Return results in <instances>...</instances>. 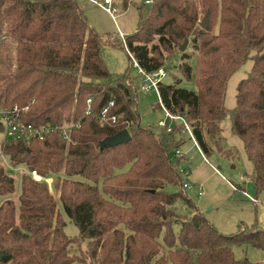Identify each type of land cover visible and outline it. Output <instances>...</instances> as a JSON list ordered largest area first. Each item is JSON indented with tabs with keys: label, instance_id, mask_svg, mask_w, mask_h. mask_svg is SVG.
<instances>
[{
	"label": "trees",
	"instance_id": "obj_1",
	"mask_svg": "<svg viewBox=\"0 0 264 264\" xmlns=\"http://www.w3.org/2000/svg\"><path fill=\"white\" fill-rule=\"evenodd\" d=\"M147 1L150 9L140 15L136 33L119 39L129 60L147 73H169L179 52L181 74L194 76L196 84V91L181 87V80L159 84L160 107L174 117L166 121L171 130L159 126V134L141 125L134 80L128 71L109 72L103 39L77 0H0V110L25 126L61 130L43 141L8 139L0 122V153L13 168L28 171L15 203L8 199L15 179L0 164V201L6 198L0 205V264H251L237 260L233 248L264 250V231L247 226L224 235L185 191L166 189L184 184L177 134L189 130L206 156L213 147L223 152L221 123L230 115L253 165L252 181L264 190V0ZM130 2L122 0V7ZM186 41L190 47L182 53ZM248 60L252 68L229 111L228 80ZM124 129L131 135L127 144L101 149L105 138ZM33 171L55 177L57 197ZM57 199L78 236L65 233Z\"/></svg>",
	"mask_w": 264,
	"mask_h": 264
},
{
	"label": "rangeland",
	"instance_id": "obj_2",
	"mask_svg": "<svg viewBox=\"0 0 264 264\" xmlns=\"http://www.w3.org/2000/svg\"><path fill=\"white\" fill-rule=\"evenodd\" d=\"M77 2L87 16L90 26L103 39L102 58L109 72L113 76H119L128 71L130 77L134 80L141 125L145 128H151L156 134H159L162 130L159 127V122L167 121L166 110L160 107V97L155 89H141L144 83L139 75V69L135 65L136 62L133 60L134 58L129 60L127 47L123 46L121 41L119 42L122 37L125 38L136 33L140 15L146 16L148 14L150 9L149 1L131 0L128 7L124 9L122 0H116L114 17L99 5L102 4L101 0H77ZM140 7H142V10H139ZM109 39L118 40L119 44L114 45L110 43ZM189 47L188 45L187 49ZM189 51L192 52V49L190 48ZM178 53L175 55L173 62L168 65L170 66V72L166 73L161 82L170 85L181 80V87L196 91L194 76L191 80H187L179 70L182 61ZM168 56L165 54L166 58ZM170 59L172 60V58ZM252 63L251 60H248L228 80L225 106L229 111H232L236 106L237 85L251 70ZM190 64L194 70L193 74H195V57L190 60ZM168 124L174 127L180 125L178 121L174 122L173 120H169ZM221 128L224 151L221 152L217 147H213V152L209 156L203 154L196 141L191 138L189 130L188 132L182 131L181 134H177L176 138L182 140V144L176 150V154L180 158L178 167L180 170L188 172L181 174L183 183L190 185V188L185 193L204 214L206 219L224 235L237 234L247 226H255L264 231V206L262 205L264 202V190L258 191L252 181L251 176L254 168L247 158L243 141L232 131L230 115L222 121ZM2 139L3 136L0 135V141ZM227 150L231 151L232 154H227L225 152ZM0 164L15 179V191L8 199L18 203L22 190V175L28 171L23 166L13 168L8 158L1 153ZM47 179L51 182L48 183L50 191L57 197L58 194L52 186L55 177L52 176ZM166 189L174 193L181 191L182 186L181 188L180 186H167ZM197 190L202 191L201 196H199ZM5 199L0 201V205ZM57 206L66 223L65 233L73 238L78 236V227L65 215L62 204L58 199ZM179 210L181 214H186V208L180 206ZM173 230L177 235L178 226H174ZM72 248H75L76 255L79 257V246ZM233 252L237 260H248L251 264H264V250L242 246L234 247Z\"/></svg>",
	"mask_w": 264,
	"mask_h": 264
},
{
	"label": "built area",
	"instance_id": "obj_3",
	"mask_svg": "<svg viewBox=\"0 0 264 264\" xmlns=\"http://www.w3.org/2000/svg\"><path fill=\"white\" fill-rule=\"evenodd\" d=\"M102 4H99L107 13L112 15L114 17V14L116 13V8H115V2L116 0H101ZM123 39V37H122ZM124 41V39H123ZM137 68L139 69V75L142 77V82L144 83L142 85V90H147L150 88L155 89V91L158 92V86L161 83V80L164 76H166V70L164 68H161L157 70L156 72H151L147 73L143 71L141 68L138 67L137 63L135 64ZM113 105V103H111ZM14 111L17 110V108L13 109ZM108 109H104L100 119L101 120H106V114H107ZM167 117L174 119V117L170 116V114L167 113ZM111 120L113 122H120L121 118L120 117H112ZM0 122L5 125L6 127V138L12 139V138H22L26 141H30L32 139H36L39 141H43L49 136L50 134L60 130L57 126H53L51 124L43 125L40 127H34L32 125H23L21 123H18L16 120L13 119V116L8 114L7 112L0 110ZM159 126L161 128H166L167 123L165 121H160ZM188 128V127H187ZM168 130L170 131L171 129L168 127ZM61 131V130H60ZM62 136L64 138H68V130L67 129H62ZM182 173L186 174L188 173L187 171L182 170ZM32 176L35 177L36 179L39 180H44L47 183H51L49 179L45 178H40L37 171H33ZM190 188L189 184L184 183L182 185V190L186 191ZM200 189V187H199ZM199 192V196L202 195L201 190H197ZM264 206V202L262 203Z\"/></svg>",
	"mask_w": 264,
	"mask_h": 264
},
{
	"label": "water",
	"instance_id": "obj_4",
	"mask_svg": "<svg viewBox=\"0 0 264 264\" xmlns=\"http://www.w3.org/2000/svg\"><path fill=\"white\" fill-rule=\"evenodd\" d=\"M200 26L203 29H206L208 26V14L203 18L200 22ZM189 45V41H186L179 49L180 52L184 53ZM131 140V135L128 130L124 129L117 134L105 138L101 142V149L103 150L105 147H115L121 144H127Z\"/></svg>",
	"mask_w": 264,
	"mask_h": 264
},
{
	"label": "crops",
	"instance_id": "obj_5",
	"mask_svg": "<svg viewBox=\"0 0 264 264\" xmlns=\"http://www.w3.org/2000/svg\"><path fill=\"white\" fill-rule=\"evenodd\" d=\"M196 143H197V142H196ZM197 146L199 147V145H198V144H197ZM199 148H200V147H199ZM200 150H201V149H200ZM201 151H202V150H201ZM198 183H200V182H198ZM198 183H197V184H198ZM197 186H200V185H197Z\"/></svg>",
	"mask_w": 264,
	"mask_h": 264
}]
</instances>
